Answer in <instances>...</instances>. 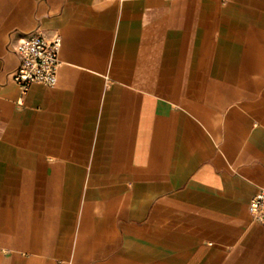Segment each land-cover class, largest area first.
I'll return each mask as SVG.
<instances>
[{
	"label": "crops",
	"instance_id": "obj_1",
	"mask_svg": "<svg viewBox=\"0 0 264 264\" xmlns=\"http://www.w3.org/2000/svg\"><path fill=\"white\" fill-rule=\"evenodd\" d=\"M261 188L264 0H0V264H264Z\"/></svg>",
	"mask_w": 264,
	"mask_h": 264
},
{
	"label": "built area",
	"instance_id": "obj_2",
	"mask_svg": "<svg viewBox=\"0 0 264 264\" xmlns=\"http://www.w3.org/2000/svg\"><path fill=\"white\" fill-rule=\"evenodd\" d=\"M62 44L63 40L59 34L48 37L39 29L19 42L16 47L19 63L12 79L22 93H26L33 84L49 87L57 84L62 65ZM248 211L254 222L264 224V188L252 198Z\"/></svg>",
	"mask_w": 264,
	"mask_h": 264
}]
</instances>
